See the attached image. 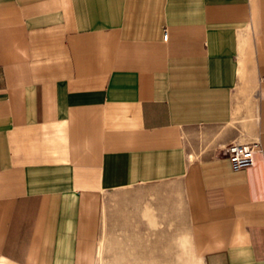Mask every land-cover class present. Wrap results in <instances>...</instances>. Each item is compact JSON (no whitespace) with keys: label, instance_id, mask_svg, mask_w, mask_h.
<instances>
[{"label":"crops","instance_id":"obj_1","mask_svg":"<svg viewBox=\"0 0 264 264\" xmlns=\"http://www.w3.org/2000/svg\"><path fill=\"white\" fill-rule=\"evenodd\" d=\"M185 239L264 264V0H0V264H187Z\"/></svg>","mask_w":264,"mask_h":264},{"label":"built area","instance_id":"obj_2","mask_svg":"<svg viewBox=\"0 0 264 264\" xmlns=\"http://www.w3.org/2000/svg\"><path fill=\"white\" fill-rule=\"evenodd\" d=\"M164 36L167 37L166 31ZM262 150L263 148L258 140L248 143L233 141L226 146L227 155L235 169L251 165L255 161L256 153Z\"/></svg>","mask_w":264,"mask_h":264},{"label":"rangeland","instance_id":"obj_3","mask_svg":"<svg viewBox=\"0 0 264 264\" xmlns=\"http://www.w3.org/2000/svg\"><path fill=\"white\" fill-rule=\"evenodd\" d=\"M183 249L185 251L186 263L187 264H198L199 260L197 257L193 255V252H191V247L187 239H185L183 242Z\"/></svg>","mask_w":264,"mask_h":264}]
</instances>
